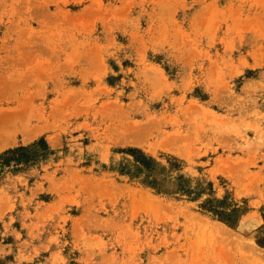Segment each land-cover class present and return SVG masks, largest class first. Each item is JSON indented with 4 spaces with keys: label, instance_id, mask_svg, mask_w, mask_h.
Listing matches in <instances>:
<instances>
[{
    "label": "rangeland",
    "instance_id": "rangeland-1",
    "mask_svg": "<svg viewBox=\"0 0 264 264\" xmlns=\"http://www.w3.org/2000/svg\"><path fill=\"white\" fill-rule=\"evenodd\" d=\"M43 139L0 264H264V0H0V155Z\"/></svg>",
    "mask_w": 264,
    "mask_h": 264
},
{
    "label": "trees",
    "instance_id": "trees-1",
    "mask_svg": "<svg viewBox=\"0 0 264 264\" xmlns=\"http://www.w3.org/2000/svg\"><path fill=\"white\" fill-rule=\"evenodd\" d=\"M47 146V142L43 139L31 147H19L6 151L0 155V165L8 166L12 161H14L17 165L34 163L40 157L45 156V154L39 152L47 148Z\"/></svg>",
    "mask_w": 264,
    "mask_h": 264
},
{
    "label": "bare ground",
    "instance_id": "bare-ground-1",
    "mask_svg": "<svg viewBox=\"0 0 264 264\" xmlns=\"http://www.w3.org/2000/svg\"><path fill=\"white\" fill-rule=\"evenodd\" d=\"M224 227V226H223ZM223 227H220V228H223ZM225 229V228H224Z\"/></svg>",
    "mask_w": 264,
    "mask_h": 264
}]
</instances>
